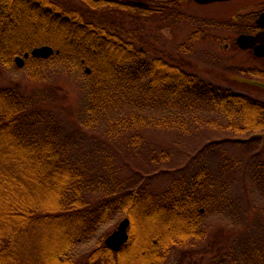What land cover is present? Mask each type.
<instances>
[{"label": "trees", "instance_id": "trees-1", "mask_svg": "<svg viewBox=\"0 0 264 264\" xmlns=\"http://www.w3.org/2000/svg\"><path fill=\"white\" fill-rule=\"evenodd\" d=\"M82 1L86 7L62 0H0L1 66H16L29 80L62 87L49 95L41 86L33 88L36 84L0 85V264H166L175 246L206 232L202 212L230 199L231 180L217 182L200 169L156 191L158 171L125 175L110 147L96 143L110 139L111 145L142 146L149 151L146 163L157 165L169 156L147 149L146 134L153 129L181 134L191 125L227 129L250 134L235 140L251 142L263 139L264 101L214 85L163 58H146L141 29L109 16L134 14L177 24L192 0ZM43 45L54 53L30 55L23 68L18 65V55ZM48 72L77 79L76 129L64 126L65 115L73 113L59 109L52 96L64 104L67 92L55 80L45 81ZM253 73L264 78V69ZM89 129L93 133L87 135ZM85 138L94 143L93 157L84 150ZM255 168L244 195L264 211V161ZM123 213L131 217L130 238L115 251L105 245L104 232ZM230 250L226 256L233 264H264V245Z\"/></svg>", "mask_w": 264, "mask_h": 264}, {"label": "rangeland", "instance_id": "rangeland-1", "mask_svg": "<svg viewBox=\"0 0 264 264\" xmlns=\"http://www.w3.org/2000/svg\"><path fill=\"white\" fill-rule=\"evenodd\" d=\"M256 1L258 0H241L240 2L223 0L206 5L191 1L189 5L184 6L186 18L177 24H163L158 18L145 20L144 17H136L134 14H124L122 17L114 12L109 16L112 19L115 17L117 22L124 20L123 24L127 28L141 29L140 34L148 46L146 58H163L214 85L264 101V86L253 82V79L264 82V78L251 70L252 68L264 69V59H254L248 52H237L235 45L237 5ZM62 2L74 7H86L82 0H62ZM226 22L229 25H225ZM195 33L199 37L192 40ZM24 66L25 64L21 68ZM24 73L16 66L10 69L0 64V85L17 81L23 84H36L33 88L41 86L38 89L49 95L54 88H62L44 84V81L34 82ZM43 75L46 77L45 81L55 80L67 92L64 104L58 97L52 96V98L56 100L59 109L61 107V110L67 114L73 113L72 117L65 115L66 125L64 126L69 130L76 129L78 124L74 123V117L78 109L76 101L80 97L76 77L62 72H48ZM190 127V131L186 134L170 129L147 131L148 148L144 146L159 154L162 150L168 152V161L157 165L146 163L149 151L146 153V149L142 146L132 147L127 142L111 145L113 141L110 139L96 145L110 147L109 151L114 159L120 161L122 173L125 175L135 173L149 175L158 171L152 184L156 191L167 188L170 179L178 175L190 176L200 169L208 170L217 182L222 177L230 179L232 182L229 191L230 199L227 202L223 201L225 203L222 207L218 202L202 212L204 218L202 230L206 232L200 237L191 238L186 245L175 246L168 255L166 264H233L232 259L226 254L231 252L230 248L234 251V245L240 251L256 249V246L264 245V236H262L264 211L261 210V203L254 204L250 201V197L244 195L246 190H251L248 179L255 174V163L264 161V141L259 138L251 142H239L235 138L248 137L250 134H237L227 129L195 128L193 125ZM86 132L87 135L93 133L91 129ZM226 139H234V141ZM85 140L87 146L84 150H90L85 152L91 153L93 157L94 143L88 142L89 139L85 138ZM216 141L219 144H212ZM225 163L226 166L223 167ZM164 170L166 172H163ZM125 217L130 216L128 213H123L112 220L104 232V239ZM237 245H239L238 248Z\"/></svg>", "mask_w": 264, "mask_h": 264}, {"label": "water", "instance_id": "water-1", "mask_svg": "<svg viewBox=\"0 0 264 264\" xmlns=\"http://www.w3.org/2000/svg\"><path fill=\"white\" fill-rule=\"evenodd\" d=\"M197 1L204 2L205 0H197ZM137 3L142 5L146 4L143 1H137ZM262 19H264V13H262L259 18V22L263 25ZM257 38H258L257 36H249L242 34L241 36H239V42L242 47L248 48L254 45L256 40H258ZM244 41L248 43L244 44L243 43ZM53 52H54V48H52L51 46L48 45L36 46L32 50L25 52L24 57L17 56L16 61L18 62L19 66H22L24 64L25 58L29 57L30 55L47 58L50 55H52ZM255 54L257 56H264V44L255 47ZM253 82L264 86V82L255 81V80H253ZM261 135L264 139V133ZM130 226H131L130 217H125L123 220L120 221L117 228L105 238V244L110 248H112L113 250L119 251L130 238V233H129Z\"/></svg>", "mask_w": 264, "mask_h": 264}, {"label": "flooded vegetation", "instance_id": "flooded-vegetation-1", "mask_svg": "<svg viewBox=\"0 0 264 264\" xmlns=\"http://www.w3.org/2000/svg\"><path fill=\"white\" fill-rule=\"evenodd\" d=\"M199 5H206L214 2H219L223 0H205L204 2H199L197 0H192ZM240 2L241 0H237ZM242 12L244 14L242 15ZM237 37L235 38V45L237 46V52L244 51L252 55L254 59H264V56H257L255 54V47L264 44V19H262L263 25L259 22V18L262 13H264V0H258L249 4L237 5ZM242 34L249 36H257L258 40L253 46L244 48L239 42V36ZM244 44L248 42L244 41ZM252 71L254 68L251 69Z\"/></svg>", "mask_w": 264, "mask_h": 264}]
</instances>
